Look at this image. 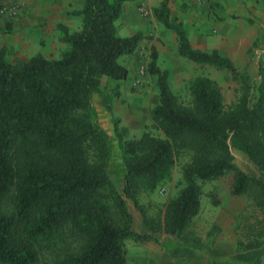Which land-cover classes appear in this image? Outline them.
I'll use <instances>...</instances> for the list:
<instances>
[{"label":"trees","instance_id":"1","mask_svg":"<svg viewBox=\"0 0 264 264\" xmlns=\"http://www.w3.org/2000/svg\"><path fill=\"white\" fill-rule=\"evenodd\" d=\"M127 1L85 0L74 11L83 16L81 28L59 25L71 48L58 58L37 53L12 62L5 47L0 51V264H129L127 240H159L162 232L202 248L192 230L202 184L229 174L232 194L258 213L246 225L248 240L239 239L238 246L264 245V178L244 171L233 154V148L243 152L264 173V62L254 77L218 49L195 48L183 21L172 16L170 0L153 10L157 21L176 33L181 56L229 73L238 84L236 100L228 104L219 83L204 75L190 81L184 100L172 90L170 71L160 67L153 47L148 71L157 76L160 99L151 117L161 134L147 129L126 139L127 127L114 117L125 171L119 190L110 172V137L93 97L104 77H128L120 58L147 38L142 31L119 34ZM183 156L189 157L183 186L161 218L149 217L140 193L170 180ZM127 199L141 211L145 231L135 228Z\"/></svg>","mask_w":264,"mask_h":264},{"label":"rangeland","instance_id":"2","mask_svg":"<svg viewBox=\"0 0 264 264\" xmlns=\"http://www.w3.org/2000/svg\"><path fill=\"white\" fill-rule=\"evenodd\" d=\"M150 11V8L144 4L137 5L135 8L134 22L144 24L142 29H147V35L151 38L140 43L139 48L135 51L136 59L132 55L120 58V62L129 69L128 77L118 82L104 77L101 91L96 92L93 97L98 120L110 137L113 150L110 172L120 191L124 184L125 171L122 164L121 145L114 128V117H119L120 125L127 127L126 139L138 136L147 129L156 135L161 134L154 127L151 117L152 108L159 102L160 92L157 76L148 71L155 38V34L151 35L154 20ZM1 22L8 25V20H0ZM158 24L164 33L163 39L167 42V47L171 48V53L174 50L178 51L179 42L175 38L176 33L166 28L164 24ZM119 26L123 33L129 31H124L123 22H120ZM188 27L192 32V27ZM120 34L122 35V33ZM38 53L44 55L41 51ZM183 59L182 61H170L167 55L165 61L161 60L158 63L162 69L170 71V86L184 100L189 98L188 85L190 81L198 75L215 79L222 87L228 104L236 100L238 84L231 79L229 73L220 71L211 65H201L187 58ZM10 60L12 59L10 58ZM239 66L247 68V70L250 68V71L252 70V72L249 71L250 74L258 77L257 71L254 73L252 64L247 66L245 63ZM116 85H119L120 88L119 96L115 95ZM233 154L237 164L244 171L264 178V173L243 152L233 148ZM188 160V156L181 157L174 168L172 178L157 190L140 193L139 200L144 205L149 217L161 218L163 216L166 204L183 186L182 166ZM232 179V174H229L202 184L201 212L194 218L192 230L198 234L202 243L205 244L204 247L196 248L190 244L172 240L163 232L160 233L159 240L141 242L129 239L126 241L129 264H218L212 259V256L216 257L215 260L225 261L227 259L231 264H264V245L255 250H244L238 246L239 239L248 240L246 225L248 221L252 222L258 213L251 206L245 210L247 201L243 197L232 194ZM212 196L220 200L218 204L213 202ZM127 202L134 215L135 228L138 231H145L146 227L141 211L132 200L127 199Z\"/></svg>","mask_w":264,"mask_h":264},{"label":"crops","instance_id":"3","mask_svg":"<svg viewBox=\"0 0 264 264\" xmlns=\"http://www.w3.org/2000/svg\"><path fill=\"white\" fill-rule=\"evenodd\" d=\"M10 1L0 0L4 3ZM22 1L21 13L8 20V25L0 23V51L2 47L6 48L7 59L26 61L38 51L48 58H55L69 50L71 45L61 40L59 25L65 24L71 31L81 28L83 16L74 14V11L82 9L85 0ZM162 1H127L117 21L118 32L122 36H129L142 31L147 36L144 40L151 38L147 35V29H142L144 24L134 22L135 8L144 4L150 8L154 20L151 35L155 34L153 46L158 51V61H165L167 55L170 61H182L185 57L179 51L174 50L171 53V48L167 47V42L163 39L164 33L158 24L160 22L154 16L153 10ZM170 7L172 16L178 17L187 27L190 41L195 48L206 51L218 49L239 65L252 64L254 73L257 71L259 74V62L264 61V0H170ZM120 22H123L124 31L129 30L128 32H122ZM188 26L192 27V32ZM175 38L178 40L177 35ZM131 55L136 59L135 52ZM188 258L192 259L189 256ZM215 258L212 256L218 264H231L227 259L223 261Z\"/></svg>","mask_w":264,"mask_h":264},{"label":"built area","instance_id":"4","mask_svg":"<svg viewBox=\"0 0 264 264\" xmlns=\"http://www.w3.org/2000/svg\"><path fill=\"white\" fill-rule=\"evenodd\" d=\"M22 0H11L8 3L0 2V20H10L22 11Z\"/></svg>","mask_w":264,"mask_h":264}]
</instances>
